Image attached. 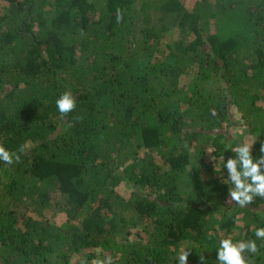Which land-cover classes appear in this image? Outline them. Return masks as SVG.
<instances>
[{
    "label": "trees",
    "instance_id": "1",
    "mask_svg": "<svg viewBox=\"0 0 264 264\" xmlns=\"http://www.w3.org/2000/svg\"><path fill=\"white\" fill-rule=\"evenodd\" d=\"M0 2V144L19 156L0 161V264H218L221 238L255 239L264 199L220 196L231 119L254 158L264 142V0Z\"/></svg>",
    "mask_w": 264,
    "mask_h": 264
},
{
    "label": "clouds",
    "instance_id": "2",
    "mask_svg": "<svg viewBox=\"0 0 264 264\" xmlns=\"http://www.w3.org/2000/svg\"><path fill=\"white\" fill-rule=\"evenodd\" d=\"M122 20L123 12L117 8L116 22L121 23ZM55 104L61 119L74 112L77 106L76 98L70 91L62 93ZM211 114L213 116L217 114L215 109L211 110ZM254 144L244 142L233 148L231 143H228L226 146V151L230 150L235 153L234 158L230 157L224 163L228 181L232 185L228 189L227 203H234L240 208H247L254 204L257 197L264 199V142L260 144L261 155L258 158H254L252 155ZM26 148L27 145H22L20 150L24 151ZM221 159L225 161V157H221ZM0 161L11 165L14 162H19V156H14L0 144ZM254 236L255 239L239 242H234L231 236L221 238L217 249L218 264H253L249 254L251 257H255L260 248L264 247V243L257 244V240L264 242V227H254ZM189 255V250L181 248L177 257L178 264H188ZM199 260L200 264H205L204 255L199 256ZM82 264H87V262H82ZM91 264H113V262L109 256L105 259H94Z\"/></svg>",
    "mask_w": 264,
    "mask_h": 264
},
{
    "label": "rangeland",
    "instance_id": "3",
    "mask_svg": "<svg viewBox=\"0 0 264 264\" xmlns=\"http://www.w3.org/2000/svg\"><path fill=\"white\" fill-rule=\"evenodd\" d=\"M195 1L196 0H182L183 5H184V9H186L187 11H190V9L192 8V5ZM2 12H3V4H1V2H0V14H2ZM171 42H173V37L169 36L166 39H164V42H162V45L164 48L165 47L168 48V46L171 45ZM187 81H188V79L182 78L180 83L183 84V83H186ZM260 106L264 107V104H261ZM252 132L253 131L249 127H247L240 120V118L238 116L235 115L231 119L230 123L228 124L227 129L225 130V135H226V137H228L230 139H237L238 138V139H241L243 143L248 142V143L253 144L254 142L257 141V137L254 136V134ZM222 182L225 183L226 180L222 179ZM116 189L119 191V194H121L125 197L129 196L128 193H130V190L128 189L126 184H121ZM220 198H222L223 202L227 203L228 195H225V197L220 196ZM230 204H232V203H229V205ZM239 224H240V222L237 221L236 226L237 227L240 226ZM232 236L235 238H238L240 236V232L237 230H234L232 232Z\"/></svg>",
    "mask_w": 264,
    "mask_h": 264
}]
</instances>
